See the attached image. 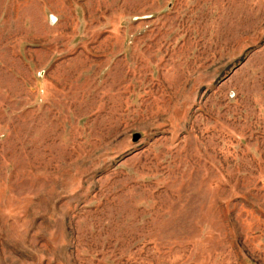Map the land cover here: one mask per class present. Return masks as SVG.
Returning <instances> with one entry per match:
<instances>
[{
	"label": "rangeland",
	"instance_id": "obj_1",
	"mask_svg": "<svg viewBox=\"0 0 264 264\" xmlns=\"http://www.w3.org/2000/svg\"><path fill=\"white\" fill-rule=\"evenodd\" d=\"M0 264H264V0H0Z\"/></svg>",
	"mask_w": 264,
	"mask_h": 264
},
{
	"label": "water",
	"instance_id": "obj_2",
	"mask_svg": "<svg viewBox=\"0 0 264 264\" xmlns=\"http://www.w3.org/2000/svg\"><path fill=\"white\" fill-rule=\"evenodd\" d=\"M137 137H135V139H136Z\"/></svg>",
	"mask_w": 264,
	"mask_h": 264
}]
</instances>
